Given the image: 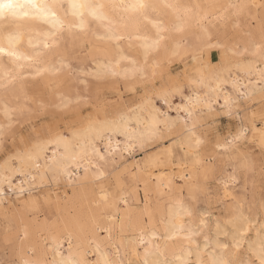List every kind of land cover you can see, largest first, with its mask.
Segmentation results:
<instances>
[{"label": "snow or ice", "instance_id": "1", "mask_svg": "<svg viewBox=\"0 0 264 264\" xmlns=\"http://www.w3.org/2000/svg\"><path fill=\"white\" fill-rule=\"evenodd\" d=\"M0 264H264V0H0Z\"/></svg>", "mask_w": 264, "mask_h": 264}]
</instances>
